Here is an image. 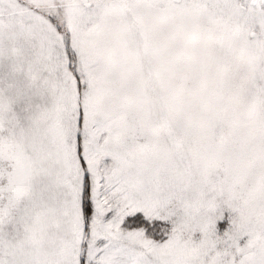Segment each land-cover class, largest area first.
<instances>
[{"label":"snow or ice","instance_id":"snow-or-ice-1","mask_svg":"<svg viewBox=\"0 0 264 264\" xmlns=\"http://www.w3.org/2000/svg\"><path fill=\"white\" fill-rule=\"evenodd\" d=\"M0 264H264V0H0Z\"/></svg>","mask_w":264,"mask_h":264}]
</instances>
